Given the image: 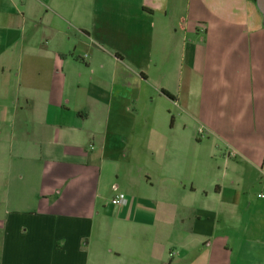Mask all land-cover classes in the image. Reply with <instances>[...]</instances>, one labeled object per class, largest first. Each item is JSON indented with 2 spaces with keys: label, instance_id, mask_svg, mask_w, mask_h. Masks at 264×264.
<instances>
[{
  "label": "crops",
  "instance_id": "1",
  "mask_svg": "<svg viewBox=\"0 0 264 264\" xmlns=\"http://www.w3.org/2000/svg\"><path fill=\"white\" fill-rule=\"evenodd\" d=\"M0 187V264H264L258 1L0 0Z\"/></svg>",
  "mask_w": 264,
  "mask_h": 264
},
{
  "label": "rangeland",
  "instance_id": "2",
  "mask_svg": "<svg viewBox=\"0 0 264 264\" xmlns=\"http://www.w3.org/2000/svg\"><path fill=\"white\" fill-rule=\"evenodd\" d=\"M228 91H230V88L228 89ZM225 99L228 100V99H231V97H228V98H225ZM158 104H159V106H163L162 102L156 101L155 105L157 106ZM165 106H168L167 107V111L170 112L171 114H175V115L178 114L179 109L170 100H166V105ZM158 113L160 114V110L158 111ZM169 121H170V118H169ZM166 125H167V123H166ZM4 196H5V190L0 187V198H1L0 200H4ZM103 263H106V264H122V259L117 261V260H114V259L110 258L109 261H104Z\"/></svg>",
  "mask_w": 264,
  "mask_h": 264
},
{
  "label": "built area",
  "instance_id": "3",
  "mask_svg": "<svg viewBox=\"0 0 264 264\" xmlns=\"http://www.w3.org/2000/svg\"><path fill=\"white\" fill-rule=\"evenodd\" d=\"M128 198L125 193H119L114 198H112V202L114 204H124L127 203Z\"/></svg>",
  "mask_w": 264,
  "mask_h": 264
},
{
  "label": "water",
  "instance_id": "4",
  "mask_svg": "<svg viewBox=\"0 0 264 264\" xmlns=\"http://www.w3.org/2000/svg\"><path fill=\"white\" fill-rule=\"evenodd\" d=\"M257 1H258V4H259L261 10H262L263 13H264V0H257Z\"/></svg>",
  "mask_w": 264,
  "mask_h": 264
},
{
  "label": "trees",
  "instance_id": "5",
  "mask_svg": "<svg viewBox=\"0 0 264 264\" xmlns=\"http://www.w3.org/2000/svg\"><path fill=\"white\" fill-rule=\"evenodd\" d=\"M256 1V0H255ZM168 96H170V97H172V98H174V96L171 94V93H169V92H166V91H164Z\"/></svg>",
  "mask_w": 264,
  "mask_h": 264
}]
</instances>
